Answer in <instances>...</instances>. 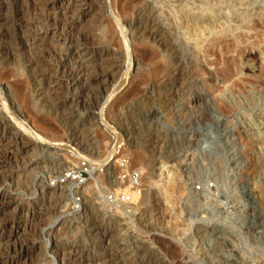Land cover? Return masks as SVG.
Listing matches in <instances>:
<instances>
[{
	"label": "rangeland",
	"instance_id": "rangeland-1",
	"mask_svg": "<svg viewBox=\"0 0 264 264\" xmlns=\"http://www.w3.org/2000/svg\"><path fill=\"white\" fill-rule=\"evenodd\" d=\"M142 1H87V29L107 59L66 73L27 65L21 41H33L30 54L40 55L35 34L45 25L25 1L19 33L7 4L0 264H264V0ZM139 5L141 20L132 24ZM202 9L203 23L185 16ZM213 37L225 41L216 55ZM121 156L140 173L143 191L131 204L107 201L128 185L117 180ZM82 160L95 168L82 192L58 185Z\"/></svg>",
	"mask_w": 264,
	"mask_h": 264
},
{
	"label": "bare ground",
	"instance_id": "bare-ground-1",
	"mask_svg": "<svg viewBox=\"0 0 264 264\" xmlns=\"http://www.w3.org/2000/svg\"><path fill=\"white\" fill-rule=\"evenodd\" d=\"M27 1V5L32 8L33 10H37L36 12L39 11V15L37 14V19L42 22L43 25H45L44 30H40L39 33L36 32L35 38L36 42L40 41V55L38 54L33 55L30 54L32 50V46L34 42H29L28 39H22L21 41V47L24 50V59L25 62L27 63L28 66H32L33 64H37L39 62L43 63H48L50 66H55L58 68H62V72H65V69L68 68H73V67H79V66H84L85 64H90L91 62L101 65L103 62L107 59L105 53L96 43L94 44V39L96 38V34L92 33L93 31H90L87 29L88 23L91 18L90 14V9L88 6L87 1L90 0H0V53L2 54L6 47H4V42L5 38L7 37L8 34V28L6 27L7 24V17H6V10H7V4L12 3V6L14 7V17L16 19V22L13 23L15 24V29L19 33H23L24 28L26 26V23L23 18L21 17L22 15V3ZM132 1V0H131ZM137 1V0H136ZM94 2V1H93ZM139 2V1H138ZM144 4V0L142 1ZM140 3V2H139ZM25 4V3H24ZM141 4V3H140ZM142 4V6H143ZM141 5L134 7L133 10H135L133 18H131L130 23H135V22H140V8ZM128 8V7H127ZM31 9V10H32ZM145 9V8H144ZM26 11V10H25ZM28 11V10H27ZM130 11V10H129ZM93 12V11H92ZM134 12V11H133ZM144 12V11H143ZM154 12V11H153ZM205 9H202V11H198V13H188L185 16L187 18H193V25H195L196 22H205L206 16L204 13ZM34 13V12H33ZM31 14V13H30ZM144 14V13H143ZM36 15V14H35ZM215 16L217 15L214 14ZM260 15H264L263 13L260 12ZM31 17V16H30ZM188 19V21H189ZM220 19V18H219ZM30 20V19H29ZM10 21V20H9ZM188 21H186L188 23ZM264 21V20H263ZM262 21V22H263ZM39 22V23H41ZM150 22V21H149ZM9 23V22H8ZM172 23V22H171ZM192 23V22H191ZM200 24V23H199ZM12 25V24H11ZM257 25V24H256ZM188 26V25H187ZM33 27V25H32ZM258 28V27H257ZM10 30V29H9ZM29 30V29H28ZM32 30V29H31ZM26 31V29H25ZM32 32V31H31ZM148 36L150 37V40L153 43H156L159 39L160 36V30L156 26V24L152 21V24L150 25L149 30H147ZM25 33V32H24ZM109 33V32H108ZM11 34V33H10ZM30 34V33H29ZM28 34V35H29ZM147 34V33H146ZM33 35V34H32ZM9 36V35H8ZM228 36V31L224 30L223 31V36L226 37ZM28 37V36H27ZM29 38V37H28ZM32 38V37H31ZM91 40L90 43H92V48L89 50L87 46H85L86 39L87 41L89 39ZM3 39L5 41H3ZM30 39V38H29ZM19 40V39H18ZM38 40V41H37ZM224 40V39H223ZM223 40H219L216 38H212L210 45V51L213 55L217 54V50H219L220 47L223 45ZM84 41V42H83ZM89 42V41H88ZM39 43V42H38ZM9 44V43H8ZM8 44L5 45L8 46ZM20 44V42H19ZM87 44V43H86ZM166 44V43H165ZM221 44V45H220ZM161 45V44H160ZM10 46V45H9ZM225 46V45H224ZM162 48V47H161ZM226 49H228V46H225ZM8 51V50H7ZM111 53L114 55V51ZM140 51V50H139ZM208 52V54L210 53ZM23 52V51H22ZM35 52V51H33ZM93 52V54H92ZM117 52V51H116ZM5 53V52H4ZM142 54V53H141ZM225 54V53H224ZM210 55V54H209ZM49 56V58H48ZM46 57L48 59H46ZM215 57V56H214ZM217 57V56H216ZM131 61V60H130ZM107 62V61H106ZM135 62V60H134ZM137 62V61H136ZM109 63V62H108ZM114 63V61L112 62ZM130 64V63H129ZM29 68V67H27ZM170 68V67H169ZM35 69V68H34ZM69 69V70H70ZM76 69V68H75ZM171 72V71H170ZM217 72V70H216ZM215 72V73H216ZM61 73V72H60ZM66 73V72H65ZM158 73V72H157ZM231 73L230 67L225 66L223 69V78L226 80L228 79L229 74ZM64 75V74H63ZM65 76V75H64ZM70 76V75H69ZM232 75H230V79ZM104 79V78H103ZM212 74H208V79H204V83L206 84V81L210 82L212 81ZM75 81V79H73ZM237 82V81H236ZM76 83V82H75ZM234 84V83H233ZM239 84V83H238ZM19 85V84H18ZM235 85V84H234ZM94 87V86H93ZM22 88V87H21ZM201 91V90H200ZM234 92V91H233ZM200 94V93H199ZM231 95V94H230ZM197 96V95H196ZM200 96V95H199ZM203 96V95H202ZM205 96V95H204ZM232 96V95H231ZM230 96V97H231ZM196 98V97H195ZM199 98V97H198ZM206 98V97H205ZM232 98V97H231ZM230 98V99H231ZM200 99V98H199ZM232 106L231 101L229 100L228 96L224 97V99L221 100V108L227 109ZM4 121V120H3ZM23 123V122H22ZM6 124H3L0 122V126H5ZM18 125V124H17ZM18 127H21L26 130H28L29 134L34 135L39 139V136L37 135L36 131L31 130V128H28L27 126H23L21 124L18 125ZM2 128V127H1ZM232 130V128L230 129ZM27 132V133H28ZM98 133V132H97ZM27 134V135H29ZM253 135V134H252ZM4 137L3 135L0 137ZM31 137V136H30ZM5 138V137H4ZM33 138V137H32ZM31 138V139H32ZM41 138V136H40ZM34 139V138H33ZM36 139V138H35ZM44 139V138H43ZM233 139V138H232ZM41 140V139H40ZM24 142V141H23ZM25 144V143H24ZM33 151V150H32ZM10 154V153H9ZM138 154V153H137ZM210 155V154H209ZM139 157V155H138ZM137 157V158H138ZM61 160V159H60ZM111 160V159H110ZM109 160V161H110ZM94 170L90 171V178L91 175H93ZM92 173V174H91ZM169 174V173H168ZM172 174V172H171ZM171 175H169L170 177ZM175 176V175H174ZM95 177V176H94ZM97 177V176H96ZM165 177V176H164ZM173 177V175H172ZM93 179V178H92ZM95 180V179H94ZM115 180V179H114ZM70 185H72V188L76 190V192L81 193L82 189L80 182L76 179L75 176L70 177L68 180ZM115 182H118L115 180ZM119 183V182H118ZM173 185V184H172ZM89 186V184H88ZM166 187V186H165ZM169 187V186H168ZM171 187V186H170ZM244 188V187H243ZM62 189V188H60ZM123 189V188H122ZM121 189V190H122ZM125 190H129L128 187L124 188ZM245 191L248 192V197L250 198V190L246 189ZM90 193V192H89ZM163 193V205L164 209H166V203L169 201V198L171 197V192L169 189H165L162 191ZM159 193L156 192V196L154 193L155 198L157 199L159 197ZM83 195V194H82ZM89 195V194H88ZM136 198V197H135ZM2 199V197H1ZM172 199V198H171ZM171 201V200H170ZM1 202V200H0ZM72 203V201H71ZM173 203V202H172ZM250 203V202H248ZM253 203V201H252ZM2 204H5V206H8V201L7 203L3 202ZM1 205V204H0ZM73 205V204H72ZM155 205V204H154ZM159 205V204H158ZM79 206L81 207V203H79ZM78 206V207H79ZM177 206V205H176ZM38 208V207H37ZM171 208V207H170ZM175 208V207H174ZM73 209V208H72ZM78 210V209H77ZM26 211V210H25ZM164 211V210H163ZM165 213V212H164ZM161 214V213H160ZM163 221V220H162ZM170 221H166L165 224L168 225ZM174 222V221H173ZM256 223L254 221L251 222V228L256 230ZM10 230V229H9ZM219 229H216L215 233H218ZM168 243V242H167ZM76 258V257H74ZM79 258V257H77ZM86 260V259H85ZM66 261V260H65ZM233 264H238L234 259H231ZM83 262V261H82ZM104 262V261H103ZM30 263V262H29ZM72 263V262H71ZM121 264V263H120Z\"/></svg>",
	"mask_w": 264,
	"mask_h": 264
},
{
	"label": "built area",
	"instance_id": "built-area-1",
	"mask_svg": "<svg viewBox=\"0 0 264 264\" xmlns=\"http://www.w3.org/2000/svg\"><path fill=\"white\" fill-rule=\"evenodd\" d=\"M117 164L120 168L119 179L117 178L119 184L124 185L127 182L128 185L124 186L119 192L115 191L110 193L107 196V201L110 203L131 204L132 200L138 197L141 191H143L140 173L137 169L130 168L129 158L127 156H121ZM91 170H95V168L92 167L88 161L82 160L74 167L64 169L63 172L57 176V184L60 185L68 181L72 176H75L80 184H82L85 176L90 174ZM98 170H100L99 172L102 171V169ZM125 187H128L129 190H125Z\"/></svg>",
	"mask_w": 264,
	"mask_h": 264
}]
</instances>
